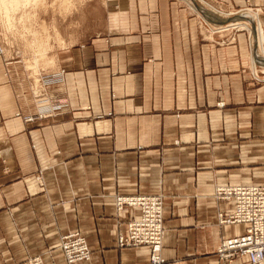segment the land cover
<instances>
[{"label": "crops", "instance_id": "1", "mask_svg": "<svg viewBox=\"0 0 264 264\" xmlns=\"http://www.w3.org/2000/svg\"><path fill=\"white\" fill-rule=\"evenodd\" d=\"M208 1L260 8L264 29V0ZM85 2L49 18L39 63L22 58L34 49L0 41V264H67L60 240L75 232L92 251L77 264H148L147 247H118L141 213L119 211L115 197L159 194L166 264H222L219 245L247 226L219 225L235 204L216 188L264 186V81L247 71L245 34L203 43L174 0ZM29 63L62 80L49 92L67 108L47 120L27 121L42 96Z\"/></svg>", "mask_w": 264, "mask_h": 264}, {"label": "built area", "instance_id": "2", "mask_svg": "<svg viewBox=\"0 0 264 264\" xmlns=\"http://www.w3.org/2000/svg\"><path fill=\"white\" fill-rule=\"evenodd\" d=\"M60 81L62 80H55L51 76L43 78L44 88L48 91L37 101L40 110L37 115L28 118V122L47 120L67 108L64 100L49 92V88ZM37 179L41 180L42 177L39 176ZM215 198L219 201H232L235 204V210L231 215L226 216L222 212L218 214L219 225L247 226L244 234L224 239L219 245L217 255L222 264H232L239 259H246L249 264H264V186H218ZM165 199L162 194L115 197L119 211L130 206L139 208L141 213L138 219L128 222L127 234L119 235L118 247H147L150 250L148 264H166L163 256L166 237ZM60 249L67 264L90 261L92 258L87 239L80 232L62 235ZM20 264H45V261L37 256L30 257Z\"/></svg>", "mask_w": 264, "mask_h": 264}, {"label": "rangeland", "instance_id": "3", "mask_svg": "<svg viewBox=\"0 0 264 264\" xmlns=\"http://www.w3.org/2000/svg\"><path fill=\"white\" fill-rule=\"evenodd\" d=\"M8 1L9 0H5V2H2L0 0V41L7 42L8 44L17 43L21 46H24L25 48L27 47V53H32L31 51L34 49L32 58L23 55L24 51L22 52V50L18 51L17 54L20 56L23 55L24 57L22 58L24 60L30 59L29 62L35 61L36 63H39L46 58L47 54L46 51L48 49L47 37L49 35V26L46 23L49 22V18L54 17V15L57 18L70 15L77 11L82 4L86 3L85 1L87 0H20V2L18 1L20 4ZM174 1L178 3L179 7L187 9V11L190 13V16L196 19V23L200 32V39L203 43L212 44L220 48L229 47L237 43V36L239 34H245L249 51L247 71L254 77V79H260L261 81H264V67H261L260 65L258 66L256 69L258 75L256 76L254 65L257 63L254 62L255 60H253L252 65L254 49L252 42V32L255 31H252L253 29L250 28L248 24H243L242 22L237 23V25H231L232 22L234 23L235 19L241 18V16H239L237 13H250L251 10L252 11L250 14L252 15H255L254 13H258L259 17L257 16V19L260 26V38L262 41L264 38V29H262V23L260 20L262 15V10L260 8L249 5L242 9L245 11L233 9L224 10L220 7H217L208 0ZM198 6L200 8H206L208 11L217 12L224 17L226 16L228 19L218 20L216 17H213V15L207 16L202 10L199 11L197 8ZM212 12H210V14H213ZM42 20H45L43 21V24H41ZM228 26L230 27L228 28ZM29 67L35 68L34 70L37 80V85L34 87L35 93L38 95H45L46 90L42 86L43 78L50 74H43L34 66L33 63H29ZM30 68L29 71L32 70ZM220 104L224 106L223 103Z\"/></svg>", "mask_w": 264, "mask_h": 264}, {"label": "bare ground", "instance_id": "4", "mask_svg": "<svg viewBox=\"0 0 264 264\" xmlns=\"http://www.w3.org/2000/svg\"><path fill=\"white\" fill-rule=\"evenodd\" d=\"M2 2L5 0H1ZM20 0H9L8 2H16L19 3ZM27 1V0H26ZM25 1V2H26ZM1 2V3H2ZM24 3V2H23ZM8 4V3H7ZM13 4V3H12ZM20 4V3H19ZM1 6V4H0ZM7 8V7H6ZM11 9V8H10ZM18 9V8H17ZM207 16H212L213 17H216V19L218 20H222V19H228L226 16L224 17L223 15L217 13V12H212V11H208L206 8H200ZM13 10V9H12ZM18 11V10H17ZM12 12V11H11ZM210 12H212L213 14H210ZM239 14V16H241V18H238V19H235L234 23L232 22V25H237V23L239 22H242L243 24H248L250 26V28H252L253 30L252 31H255V32H252V37H253V58L255 60V62L257 63L258 62V65H260L261 67H264V55L262 53V50L260 48V44H261V40L259 38V35H258V32H257V23L256 21L254 22V20L251 18V15L247 12H244V13H237ZM255 14V13H254ZM238 16V15H237ZM217 22H220V21H217ZM236 22V23H235ZM255 24V26H254ZM247 25V26H248ZM246 26V27H247ZM230 26H228L229 28ZM236 27V26H235ZM248 28V27H247ZM250 31V30H249ZM250 32V33H251ZM41 76V75H40ZM42 84V83H41ZM42 86L44 87V85L42 84ZM38 95V94H37ZM43 95V94H42ZM39 96V95H38Z\"/></svg>", "mask_w": 264, "mask_h": 264}]
</instances>
